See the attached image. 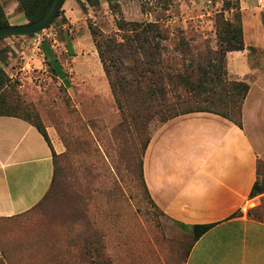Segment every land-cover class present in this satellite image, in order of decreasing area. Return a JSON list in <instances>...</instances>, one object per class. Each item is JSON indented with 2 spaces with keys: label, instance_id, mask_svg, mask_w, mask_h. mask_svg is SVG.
Here are the masks:
<instances>
[{
  "label": "rangeland",
  "instance_id": "rangeland-1",
  "mask_svg": "<svg viewBox=\"0 0 264 264\" xmlns=\"http://www.w3.org/2000/svg\"><path fill=\"white\" fill-rule=\"evenodd\" d=\"M0 2L9 25L28 23L15 0ZM236 13L245 58L264 59V0H66L48 29L0 40V64L14 88L5 90L3 112L29 121L37 116L59 155L54 194L24 214L0 218V264H78L89 242H99L110 264H185L190 233L152 203L140 175L144 138L160 126L151 123L145 135L119 126L88 24L113 35L120 34L117 20L156 22L169 35L167 58L180 63L188 55L175 51L179 36L193 53L214 51L217 20L233 21ZM42 44L55 52L64 76L49 59L34 61ZM242 61L239 54L230 58V79L229 71L242 76ZM258 180L264 186L261 168ZM250 206L249 215L264 220V197Z\"/></svg>",
  "mask_w": 264,
  "mask_h": 264
},
{
  "label": "crops",
  "instance_id": "crops-1",
  "mask_svg": "<svg viewBox=\"0 0 264 264\" xmlns=\"http://www.w3.org/2000/svg\"><path fill=\"white\" fill-rule=\"evenodd\" d=\"M46 48L38 47L34 61L59 63L46 57L55 55ZM246 51L245 44L227 54V66L241 55L242 76L228 71L249 85L241 128L206 112L178 116L151 135L143 156L146 188L165 216L189 233L194 225L215 224L194 243L185 264H264V221L248 216L254 200L264 197L250 198L259 164L264 166V59L252 63ZM73 62L83 76L79 58ZM50 143L25 120L0 116V218L24 214L42 200L57 151Z\"/></svg>",
  "mask_w": 264,
  "mask_h": 264
},
{
  "label": "trees",
  "instance_id": "trees-1",
  "mask_svg": "<svg viewBox=\"0 0 264 264\" xmlns=\"http://www.w3.org/2000/svg\"><path fill=\"white\" fill-rule=\"evenodd\" d=\"M15 1L29 23L46 15L54 0ZM86 1L93 3V0ZM225 2V8L231 9V2ZM78 5L84 11V5L81 2H78ZM7 26L8 19L0 2V28ZM116 28L120 34L107 35L96 26L88 24L94 49L120 114V127L133 129L137 134L145 135L148 126L153 122L161 126L178 116L206 112L227 119L241 128L242 107L249 92V85L244 81L230 79L227 72V54L245 49L238 13L233 21H224L221 16L217 20V48L214 51L193 53L189 43L179 36L175 51L182 56L185 53L188 55L182 57L180 63L167 58V49L164 45L168 42L169 35L167 29L158 23H129L117 20ZM33 35L35 34L29 36ZM41 46L45 49L44 44ZM46 57L55 56L49 52ZM51 65L58 76H64L57 62ZM7 89L14 91L11 80L0 64V116L25 120L34 126L51 146L45 128L37 116L29 121L3 112L8 111L5 107ZM149 141L150 137L146 136L142 144L140 175L146 195L151 200L143 178V156ZM58 157L59 155L52 151L53 177L49 190L42 200L54 194L58 186ZM258 168L264 170L263 165L259 164ZM258 176L259 170L250 192L251 199L264 194V186L259 182ZM236 216L237 213L232 217ZM214 225L199 224L190 228V245L186 259L194 243ZM83 251L82 260L78 264H110L104 257L103 247L99 242L86 243Z\"/></svg>",
  "mask_w": 264,
  "mask_h": 264
},
{
  "label": "water",
  "instance_id": "water-1",
  "mask_svg": "<svg viewBox=\"0 0 264 264\" xmlns=\"http://www.w3.org/2000/svg\"><path fill=\"white\" fill-rule=\"evenodd\" d=\"M66 0H54L51 8L41 19L19 26H7L0 28V40L3 38L29 36L40 33L50 27L58 16Z\"/></svg>",
  "mask_w": 264,
  "mask_h": 264
}]
</instances>
